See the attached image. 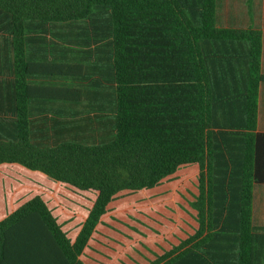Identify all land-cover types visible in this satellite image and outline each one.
Here are the masks:
<instances>
[{"label":"trees","instance_id":"obj_1","mask_svg":"<svg viewBox=\"0 0 264 264\" xmlns=\"http://www.w3.org/2000/svg\"><path fill=\"white\" fill-rule=\"evenodd\" d=\"M217 4L0 0V165L97 193L73 243L41 195L20 205L0 220V264H84L116 196L190 164L197 227L151 264H264L263 33L219 27Z\"/></svg>","mask_w":264,"mask_h":264},{"label":"crops","instance_id":"obj_2","mask_svg":"<svg viewBox=\"0 0 264 264\" xmlns=\"http://www.w3.org/2000/svg\"><path fill=\"white\" fill-rule=\"evenodd\" d=\"M249 6L252 9L251 15ZM217 25L223 28L253 26L262 31L261 68L264 74V0H220L219 5L217 4ZM258 131L264 133V82L260 87ZM181 168L165 178L160 185L152 189L140 190V195H136V192H123L116 196L96 226L79 257L80 260L84 264H151L192 235L197 227L194 219L196 212L190 206L194 198L191 197L192 201L189 202L190 209L194 213H186L178 209V212L173 214L176 218L175 222L158 214L161 211L169 215L165 207L168 204L174 205V202L182 199L178 195V192H182L178 190L179 181L185 177ZM192 168L197 170V180L199 167ZM38 179L33 197L42 196L67 237L72 243L75 242L94 205L97 193L79 191L69 185L50 181L44 174ZM182 219H187L190 226ZM181 226L187 230L185 231ZM48 258L43 264H58L55 259ZM13 262V259H7L1 264H15Z\"/></svg>","mask_w":264,"mask_h":264},{"label":"rangeland","instance_id":"obj_3","mask_svg":"<svg viewBox=\"0 0 264 264\" xmlns=\"http://www.w3.org/2000/svg\"><path fill=\"white\" fill-rule=\"evenodd\" d=\"M220 0H218L219 5ZM192 167H198L196 164L183 166L181 171H184V179L179 181L178 195L182 198L174 202V205L168 204L165 208L170 214L158 212L163 217L175 222L176 218L173 214L182 210L186 213H194L189 206L194 195L197 193V170ZM194 170V172H193ZM42 175L41 172L30 171L20 165L3 164L0 165V218L18 208L20 205L28 201L35 194L36 180L39 181ZM50 180V179H49ZM51 181V180H50ZM141 192L137 191L136 195ZM254 222L255 225L260 227L264 225V184L256 185L254 189ZM192 197V198H191ZM184 199V200H183ZM186 200V201H185ZM184 203H183V202ZM191 215V214H190ZM190 221H193L187 216ZM182 221L190 226V222L185 219ZM183 227V226H181ZM186 231L187 229L183 227Z\"/></svg>","mask_w":264,"mask_h":264}]
</instances>
